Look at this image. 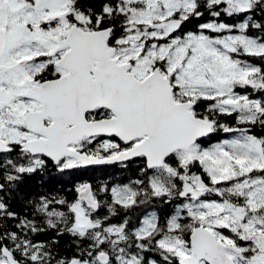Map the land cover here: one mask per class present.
I'll list each match as a JSON object with an SVG mask.
<instances>
[{"label":"snow or ice","instance_id":"obj_1","mask_svg":"<svg viewBox=\"0 0 264 264\" xmlns=\"http://www.w3.org/2000/svg\"><path fill=\"white\" fill-rule=\"evenodd\" d=\"M0 264H264V0H0Z\"/></svg>","mask_w":264,"mask_h":264}]
</instances>
